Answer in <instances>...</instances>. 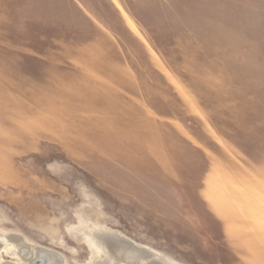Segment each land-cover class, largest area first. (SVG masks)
Listing matches in <instances>:
<instances>
[{
	"label": "rangeland",
	"instance_id": "374dc122",
	"mask_svg": "<svg viewBox=\"0 0 264 264\" xmlns=\"http://www.w3.org/2000/svg\"><path fill=\"white\" fill-rule=\"evenodd\" d=\"M86 220L264 264V0H0V235L92 264Z\"/></svg>",
	"mask_w": 264,
	"mask_h": 264
},
{
	"label": "bare ground",
	"instance_id": "6f19581e",
	"mask_svg": "<svg viewBox=\"0 0 264 264\" xmlns=\"http://www.w3.org/2000/svg\"><path fill=\"white\" fill-rule=\"evenodd\" d=\"M85 223V229L71 232L70 236L89 248L92 264H174L148 248L134 246L119 239L109 229L92 227L87 220ZM5 239L16 244L13 248L6 249V253L16 260L4 262L0 259V264H61L57 254L41 247L21 245L19 238L0 235L1 243Z\"/></svg>",
	"mask_w": 264,
	"mask_h": 264
}]
</instances>
